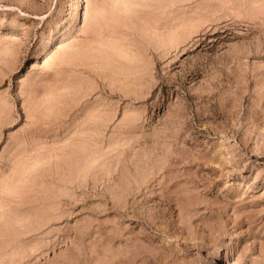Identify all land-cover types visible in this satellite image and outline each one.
I'll use <instances>...</instances> for the list:
<instances>
[{"label":"rangeland","instance_id":"rangeland-1","mask_svg":"<svg viewBox=\"0 0 264 264\" xmlns=\"http://www.w3.org/2000/svg\"><path fill=\"white\" fill-rule=\"evenodd\" d=\"M90 1L0 0V264H264V0Z\"/></svg>","mask_w":264,"mask_h":264},{"label":"bare ground","instance_id":"bare-ground-1","mask_svg":"<svg viewBox=\"0 0 264 264\" xmlns=\"http://www.w3.org/2000/svg\"><path fill=\"white\" fill-rule=\"evenodd\" d=\"M101 1V0H100ZM102 1H104V0H102ZM112 1V7L113 8H111V9H116L117 7H119V8H121V9H123L124 11L123 12H125V10H129V12H130V8L131 7H133L135 4H131V2L133 3V1H130V0H111ZM158 1V0H157ZM86 7H85V11H84V13H83V16H84V21L83 22H88L89 20H91V19H93L95 22H94V24L96 23V24H98V22H99V20L100 19H102V18H106L105 16L107 15V11H108V9L104 6V4H100L99 2V4L97 3H91V1L90 0H86ZM94 2V1H93ZM106 1H104V3H105ZM162 4H163V2H161ZM170 3V2H169ZM107 4V3H106ZM173 4V3H172ZM132 5V6H131ZM136 5H137V3H136ZM141 5V4H140ZM142 5H144V4H142ZM146 5V4H145ZM144 5V6H145ZM169 5V4H168ZM109 7V6H108ZM110 8V7H109ZM134 9H135V7H133ZM134 9H131V10H134ZM77 10V8H75L74 10H73V12H75ZM112 11V10H111ZM120 11V10H119ZM136 11V10H135ZM109 12V11H108ZM114 12V11H113ZM112 12V13H113ZM127 12V11H126ZM134 13V12H133ZM111 14V13H110ZM114 15V14H113ZM116 15V14H115ZM132 17V16H131ZM110 18V16L108 17V19ZM113 18H114V16H113ZM129 19H130V17H128ZM127 18V19H128ZM107 19V18H106ZM108 19H107V21H108ZM114 20V19H113ZM125 20H126V18H125ZM81 22V21H80ZM90 22V21H89ZM116 22V21H115ZM100 23H101V20H100ZM87 25V24H86ZM111 25V24H110ZM95 26H97V25H95ZM99 26V25H98ZM97 26V27H98ZM175 31V30H174ZM106 33V32H105ZM156 33V32H155ZM154 33V34H155ZM168 34V33H167ZM172 34V33H171ZM170 35V33L168 34V36ZM172 35H174V33L172 34ZM74 36V35H73ZM110 36V35H109ZM156 36V35H155ZM167 36V35H166ZM167 36V37H168ZM171 36V35H170ZM169 36V37H170ZM176 36H178L176 33H175V37ZM98 37V36H97ZM158 37H160V36H158ZM163 37H164V35H163ZM168 37V38H169ZM76 38V37H75ZM171 38V37H170ZM169 38V39H170ZM172 38H174V37H172ZM171 38V39H172ZM76 39H78V38H76ZM160 39H162V35H161V38ZM169 39H167V40H169ZM177 39V38H176ZM175 39V40H176ZM91 40V39H90ZM88 41V40H87ZM86 41V42H87ZM108 41H109V39H108ZM118 41V40H117ZM162 41H163V39H162ZM169 41H171V40H169ZM173 42H174V39L172 40ZM171 41V42H172ZM95 42H98L97 41V39H92L89 43H95ZM110 42V41H109ZM123 42V41H122ZM165 42H167V41H165ZM172 42V43H173ZM176 42H177V40H176ZM11 43L12 42H9V43H7V44H10V46H12L11 45ZM59 43V42H58ZM81 43V42H80ZM79 42H78V40H77V42H76V40H74V39H69V40H64V41H61L58 45H57V47H56V49L53 51V53H48V54H46L45 55V57H44V62H43V65H44V67L45 68H50V67H53V65H56L58 62H64V61H66V60H68L69 58H70V60H72L73 58V56L75 55V57L77 56V55H79V57H80V54L79 53H81V56L83 55L82 54V52L84 51V50H91L92 51V49H93V47L92 46H89L87 43V45L86 46H84V45H82V44H80ZM99 43H100V45L99 46H106V48H104V49H108V47H109V45L111 46V44H108V46L104 43V42H102L101 43V41L99 40ZM98 43V44H99ZM162 43V42H161ZM175 43V42H174ZM7 44H6V46H5V48H4V50H2L3 52L5 51V52H7V53H11L12 55H13V51H15V50H12L13 48L11 47H9V46H7ZM83 44H85V43H83ZM95 44H97V43H95ZM102 44V45H101ZM119 44V43H118ZM123 44V43H122ZM120 45H121V43H120ZM166 45V44H165ZM172 45V44H171ZM94 46V45H93ZM98 46V48H100ZM15 47V46H14ZM120 47V46H119ZM95 48H96V46H95ZM94 48V49H95ZM114 48L116 49V53L118 52L122 57H126L127 58V56H128V52H130V51H128L127 52V50H126V48L125 47H123V46H121L120 48H118V46L117 47H115L114 46ZM15 49V48H14ZM93 49V50H94ZM103 49V51H101L102 50V48H101V50H99V52H100V54L102 55V53L104 54V52H105V50ZM110 49V48H109ZM86 50V52L89 54V56L93 53H98L97 52V48H96V51H94V52H91L90 51V53L88 52ZM130 50V49H129ZM109 51V50H108ZM108 51H106V53L104 54V55H102V56H105L106 55V59L108 58V56L109 55H107V52ZM111 51V50H110ZM113 52H115V50L113 51ZM134 52V51H133ZM133 52H130V53H133ZM6 53V54H7ZM10 54V55H11ZM86 54V53H85ZM118 54V55H119ZM10 55H8V56H10ZM97 55V54H96ZM119 55V56H120ZM92 56V55H91ZM95 55H93V57H94ZM114 56V55H113ZM118 56V57H119ZM130 56H132L131 54L129 55V57ZM133 56H135L134 54H133ZM74 57V58H75ZM86 57V56H85ZM6 58V57H5ZM72 58V59H71ZM101 58V57H100ZM86 59V58H85ZM84 59V60H85ZM102 59V58H101ZM108 59H110L111 60V58L109 57ZM107 59V60H108ZM112 59H114V57L112 58ZM131 59H132V57H131ZM100 60V59H99ZM110 60H108V62L110 61ZM135 60V59H134ZM78 61V60H77ZM98 61V60H97ZM115 61V60H114ZM123 61V60H122ZM103 63H104V61H102ZM105 62H107L106 60H105ZM117 62V61H116ZM140 62H141V59H140ZM83 63V62H82ZM91 63V62H90ZM98 63V62H97ZM110 63V62H109ZM109 63H108V65H109ZM115 63V62H114ZM126 63V62H125ZM129 63V62H128ZM93 64V63H92ZM98 64H100V63H98ZM118 64V63H117ZM120 64V63H119ZM133 64V63H132ZM88 65V64H87ZM106 65V64H105ZM126 65H128V64H126ZM117 66V65H116ZM111 67V66H110ZM54 68V67H53ZM105 68V67H104ZM123 68V67H122ZM118 69V68H117ZM114 76V75H113ZM78 84H80V83H78ZM45 96V95H44ZM44 96H43V98H44ZM49 96V95H48ZM47 96V97H48ZM52 97V96H51ZM60 98V97H59ZM54 99V97H52V100ZM50 100V99H49ZM51 100V101H52ZM55 100V99H54ZM42 101V100H41ZM59 101V100H58ZM45 102V101H44ZM0 104H2V103H0ZM42 105V104H41ZM45 104H43L42 106H44ZM6 106V105H5ZM47 106V105H46ZM3 107V106H2ZM41 107V106H40ZM49 107H50V105H49ZM54 107V106H53ZM2 109V108H1ZM54 109V108H53ZM43 157V156H42ZM44 159V158H43ZM36 160V159H35ZM42 162V161H41ZM32 164V163H31ZM35 164V163H34ZM36 165V164H35ZM30 166H33L34 167V165H30L29 164V168H30ZM28 168V167H27ZM30 169H32V168H30ZM29 169H27V172H29L28 171ZM23 171V170H22ZM21 172V171H20ZM24 172V171H23ZM32 172V171H31ZM11 180V179H10ZM12 181V180H11ZM30 181V180H29ZM11 183V182H10ZM6 184V183H5ZM9 184V183H8ZM12 186V185H11ZM10 186V187H11ZM13 186H15V185H13ZM20 186V185H19ZM1 188H3V187H1ZM12 188V187H11ZM14 189H15V187H13ZM16 188H18V186L16 187ZM4 190V189H3ZM11 190V189H10ZM6 191H8V190H6ZM12 192H14L13 190H12ZM15 193V192H14ZM19 193V192H18ZM17 194V193H16ZM233 264H245L243 261H240V260H233Z\"/></svg>","mask_w":264,"mask_h":264}]
</instances>
